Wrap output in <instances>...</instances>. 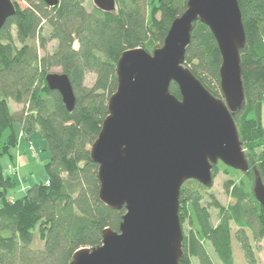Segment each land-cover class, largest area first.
Here are the masks:
<instances>
[{"label": "trees", "instance_id": "16d2710c", "mask_svg": "<svg viewBox=\"0 0 264 264\" xmlns=\"http://www.w3.org/2000/svg\"><path fill=\"white\" fill-rule=\"evenodd\" d=\"M11 1L15 15L0 30V160L12 157L18 127L29 140L40 133L49 160L44 165L47 178L13 200L9 196L16 189L15 179L0 163V264H69L77 250L99 246L105 229L117 232L125 214L124 209L111 210L99 201L98 167L90 158V147L108 115L109 98L116 91L117 62L128 50L141 48L152 54L161 48L188 0H115L112 13L94 6L87 11L85 0H58L53 8L41 0ZM18 2L26 7L19 8ZM237 3L246 39L240 53L244 105L233 119L243 151L248 148L252 152L250 169L259 172L264 184V129L260 119L264 0ZM52 42L56 46L49 53L47 46ZM220 65L214 37L205 25L195 23L183 66L214 97L221 95ZM55 68H60L72 85L75 105L71 112L45 83V76ZM87 74L94 76L91 88L84 85ZM169 91L180 99L175 84ZM7 100L22 106L18 114L8 118L4 115ZM220 170L242 179L224 184L232 203L223 207L213 201L219 212L215 227L207 207L201 205L205 197L199 190L205 188L196 181L181 187L179 220L182 227L188 219L191 231L183 235L179 264H192L193 259L198 264H212L205 243L221 264H233L231 225L237 228L234 236L246 261L254 263L246 231L255 244L264 238V229L261 206L252 195L253 178L249 171L242 173L220 162L213 167V175ZM185 184H194L196 189L187 193ZM36 240L41 248L34 246Z\"/></svg>", "mask_w": 264, "mask_h": 264}, {"label": "water", "instance_id": "95a60500", "mask_svg": "<svg viewBox=\"0 0 264 264\" xmlns=\"http://www.w3.org/2000/svg\"><path fill=\"white\" fill-rule=\"evenodd\" d=\"M41 1L49 8L58 4ZM92 3L104 13L116 9L115 0ZM14 15L12 1L0 0V30ZM197 22L209 29L221 55V98L183 66ZM245 41L237 0H188L161 48L152 54L136 48L120 56L116 91L90 158L98 167L99 201L125 214L117 232L105 229L99 246L77 250L69 264H179L183 184L211 187L218 162L242 173L250 169L233 119L244 105L240 53ZM45 83L71 112L75 96L67 75L49 73ZM172 83L180 99L170 93ZM252 170V195L261 206L264 229V184Z\"/></svg>", "mask_w": 264, "mask_h": 264}, {"label": "rangeland", "instance_id": "374dc122", "mask_svg": "<svg viewBox=\"0 0 264 264\" xmlns=\"http://www.w3.org/2000/svg\"><path fill=\"white\" fill-rule=\"evenodd\" d=\"M19 8H25L26 5L23 2L17 3ZM92 0H85L84 7L87 11H90L93 7ZM47 29L44 28L43 33H46ZM56 43L52 42L48 44L47 46V52L51 53L52 50L55 48ZM40 55H43V52H39ZM51 73L55 74H62V71L60 68H55L52 70ZM94 83V76L92 74H87L85 77L84 85L87 88H91ZM218 97H221L218 96ZM216 97V98H218ZM6 105L4 107V115L6 118L10 114H18L22 106L14 104L12 101L7 100ZM262 106H264V101H262ZM18 127V126H16ZM22 143V144H21ZM21 144V145H20ZM17 152H21V156L23 159V165L25 171L27 170L29 174H26V172L16 169V165L12 161L15 158V154ZM245 155H247L246 160L249 165L253 166L252 157H251V151L246 148L244 150ZM25 160V161H24ZM49 160V152L46 142L42 139L40 133H35L32 138L26 139V137L22 134L20 128L17 129V145L15 149L12 151V157H3L0 160V163L2 165L3 170L14 177L16 182V189L12 192H10V200L16 199L20 196H22L25 191L41 182H43L47 178L46 171L44 169V165ZM254 167H251L249 174L254 179L253 176V169ZM24 175V176H23ZM241 178V175H226L222 170L218 171L215 175H213V183L212 186L209 188H205L202 190H199L200 193L204 195L205 198H203L201 205L207 207L209 217H210V223L213 227L218 225L219 221V212L217 209L213 207V201L220 206L226 207L228 204L232 203V201L229 199V196L224 190V184L226 182H235L238 181ZM185 192H190L196 189V185L194 184H185ZM184 217V216H183ZM186 218V217H185ZM191 231V225L189 224V220L185 219L184 223L182 224V233L184 236H187L188 232ZM237 231V228L234 225H231V248H232V255H233V264H249L243 254V251L240 247V244L235 239V232ZM247 236L250 239V243L252 244L253 249V264H264V238L260 242H256L255 244L252 243V237L249 231H246ZM36 248H41L42 244L36 240V243L34 244ZM207 254L210 256L212 260V264H221L220 261L217 259L216 255L214 254L213 249L208 243L204 244ZM192 264H198L196 260H192Z\"/></svg>", "mask_w": 264, "mask_h": 264}, {"label": "crops", "instance_id": "0c3cea01", "mask_svg": "<svg viewBox=\"0 0 264 264\" xmlns=\"http://www.w3.org/2000/svg\"><path fill=\"white\" fill-rule=\"evenodd\" d=\"M262 101H264V90H263V98H262ZM260 119H261V125H262V127L264 129V106H262V105H261V109H260ZM21 154H22L21 152H19V153L17 152V154H15L14 160L12 161V163L14 162V164L16 165V169H18V172L21 169H22L23 172L25 171L24 166H22L24 163H23V160H22L23 158L20 157ZM25 172H26V174H29V172L27 170Z\"/></svg>", "mask_w": 264, "mask_h": 264}]
</instances>
